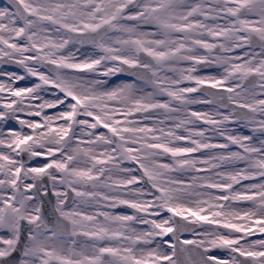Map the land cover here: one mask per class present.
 Listing matches in <instances>:
<instances>
[{
	"label": "snow or ice",
	"instance_id": "1",
	"mask_svg": "<svg viewBox=\"0 0 264 264\" xmlns=\"http://www.w3.org/2000/svg\"><path fill=\"white\" fill-rule=\"evenodd\" d=\"M0 264H264V0H4Z\"/></svg>",
	"mask_w": 264,
	"mask_h": 264
},
{
	"label": "flooded vegetation",
	"instance_id": "2",
	"mask_svg": "<svg viewBox=\"0 0 264 264\" xmlns=\"http://www.w3.org/2000/svg\"><path fill=\"white\" fill-rule=\"evenodd\" d=\"M3 2L0 0V4H2ZM113 80H115L116 82H119L115 77L113 78Z\"/></svg>",
	"mask_w": 264,
	"mask_h": 264
},
{
	"label": "water",
	"instance_id": "3",
	"mask_svg": "<svg viewBox=\"0 0 264 264\" xmlns=\"http://www.w3.org/2000/svg\"><path fill=\"white\" fill-rule=\"evenodd\" d=\"M4 1V0H3Z\"/></svg>",
	"mask_w": 264,
	"mask_h": 264
}]
</instances>
